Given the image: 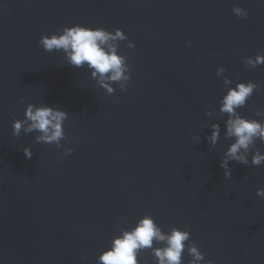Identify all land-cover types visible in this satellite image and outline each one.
<instances>
[{
	"label": "water",
	"instance_id": "1",
	"mask_svg": "<svg viewBox=\"0 0 264 264\" xmlns=\"http://www.w3.org/2000/svg\"><path fill=\"white\" fill-rule=\"evenodd\" d=\"M236 6L249 17L234 16ZM77 24L125 34L120 51L131 78L124 91L110 82L107 95L86 67L38 44ZM258 53L264 0H0V264H97L112 239L144 216L165 234L189 231L183 264L193 243L201 264H264V198L256 195L264 163L232 161L227 179L219 167L233 142L219 112L223 78L232 87L260 86L237 110L259 120L264 64H242ZM28 104L68 113L61 149L36 143L35 132L12 136ZM214 123L219 138L211 146ZM254 149L264 154V143ZM137 259L156 264L151 249Z\"/></svg>",
	"mask_w": 264,
	"mask_h": 264
},
{
	"label": "clouds",
	"instance_id": "2",
	"mask_svg": "<svg viewBox=\"0 0 264 264\" xmlns=\"http://www.w3.org/2000/svg\"><path fill=\"white\" fill-rule=\"evenodd\" d=\"M231 11L236 17H249V12L239 6L233 7ZM126 40L127 37L120 29L109 32L103 28H88L77 24L58 29L49 35H41L38 44L45 52H62L66 63L71 67H86L91 78L96 80L107 95H112L114 88L110 86V82L117 84L120 91H124L131 78L128 57L120 51V42ZM190 43L188 42L189 46ZM127 48L133 49L134 44L128 42ZM242 64L245 69L255 68L264 64V55L258 53L254 58H245ZM224 72L225 69L219 67L215 75L221 77ZM231 84L228 78H223L224 95L219 101V112L227 117L224 122L225 135L233 141L228 145L219 163L225 179L231 176L229 163L232 161L245 166L250 163L253 167L264 163V154L254 149L257 140L264 143V110L254 113L259 120L245 118L237 111L245 106L254 91L260 90V86L251 81L236 83L234 87L230 86ZM20 102L23 103V98ZM205 115L210 117L212 113L206 111ZM67 116L68 113L60 108L28 104L23 119L13 120L12 136L18 137L21 131L25 135L35 132L36 143L55 145L57 149H61L60 141L66 139L62 126ZM211 128L212 133L206 140L211 146H215L219 138V125L214 123ZM22 152L26 159H31V149L25 147ZM71 152V148L63 149L65 156ZM256 195L264 198V189H257ZM189 237L188 230L175 227L165 234L151 216H144L131 230H123L112 239L107 250L98 256L97 264H139L137 257L145 249L152 250L156 264H183L182 254ZM154 242L163 243L164 246L153 248ZM187 252L192 257L190 264H201L205 259L195 243L187 246ZM205 264H211V261H205Z\"/></svg>",
	"mask_w": 264,
	"mask_h": 264
}]
</instances>
